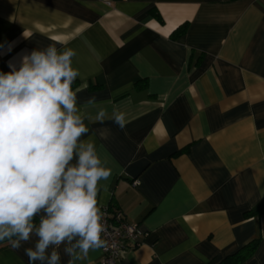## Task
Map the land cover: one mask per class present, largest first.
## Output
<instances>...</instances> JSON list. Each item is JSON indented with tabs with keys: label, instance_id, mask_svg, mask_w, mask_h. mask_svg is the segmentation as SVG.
I'll return each instance as SVG.
<instances>
[{
	"label": "crops",
	"instance_id": "obj_1",
	"mask_svg": "<svg viewBox=\"0 0 264 264\" xmlns=\"http://www.w3.org/2000/svg\"><path fill=\"white\" fill-rule=\"evenodd\" d=\"M50 44L77 53L82 139L112 169L98 206L145 233L117 264H217L257 237L243 264H264V213L247 215L264 206V0H0V72ZM24 247L0 244V264H29Z\"/></svg>",
	"mask_w": 264,
	"mask_h": 264
},
{
	"label": "clouds",
	"instance_id": "obj_2",
	"mask_svg": "<svg viewBox=\"0 0 264 264\" xmlns=\"http://www.w3.org/2000/svg\"><path fill=\"white\" fill-rule=\"evenodd\" d=\"M76 54L50 44L0 72V242L17 251L31 244L29 264H62L61 247L67 264H92L90 252L106 246L97 197L112 169L82 139L89 129L73 89ZM106 119L126 125L117 110L90 121Z\"/></svg>",
	"mask_w": 264,
	"mask_h": 264
},
{
	"label": "built area",
	"instance_id": "obj_3",
	"mask_svg": "<svg viewBox=\"0 0 264 264\" xmlns=\"http://www.w3.org/2000/svg\"><path fill=\"white\" fill-rule=\"evenodd\" d=\"M99 207L104 213L103 223L105 231L102 235L106 240V246L101 248V263L117 264L119 251L123 247L132 249L140 245L145 233L138 224L128 222L120 209L110 210L108 205H99Z\"/></svg>",
	"mask_w": 264,
	"mask_h": 264
},
{
	"label": "trees",
	"instance_id": "obj_4",
	"mask_svg": "<svg viewBox=\"0 0 264 264\" xmlns=\"http://www.w3.org/2000/svg\"><path fill=\"white\" fill-rule=\"evenodd\" d=\"M179 27H177L175 29V31H174L175 34H179V33L184 31V26H182L180 28ZM74 84H73V86H74ZM108 207L110 210L114 209V207L112 205H108ZM261 213H264V206H261L260 208H257L255 210H251V211L247 212V215H255V214H261ZM259 239H260V237H257L255 239L249 241L244 246H242L237 252L224 257L217 264H243L244 261H246L254 253V251H255L258 243H259ZM3 243H7V241L0 242V244H3Z\"/></svg>",
	"mask_w": 264,
	"mask_h": 264
}]
</instances>
